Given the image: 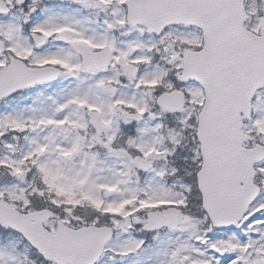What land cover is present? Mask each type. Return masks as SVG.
I'll use <instances>...</instances> for the list:
<instances>
[{
	"label": "snow or ice",
	"instance_id": "1",
	"mask_svg": "<svg viewBox=\"0 0 264 264\" xmlns=\"http://www.w3.org/2000/svg\"><path fill=\"white\" fill-rule=\"evenodd\" d=\"M0 264H264V0H0Z\"/></svg>",
	"mask_w": 264,
	"mask_h": 264
}]
</instances>
